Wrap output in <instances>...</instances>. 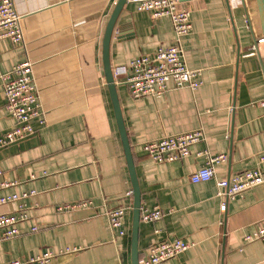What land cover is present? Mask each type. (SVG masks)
<instances>
[{"label":"crops","instance_id":"obj_1","mask_svg":"<svg viewBox=\"0 0 264 264\" xmlns=\"http://www.w3.org/2000/svg\"><path fill=\"white\" fill-rule=\"evenodd\" d=\"M12 2L23 43L0 40V75L29 61L44 120L42 126L32 121L33 135L0 149V170L16 183L0 196L28 195L0 208L15 214L23 204L27 214L18 236L0 242V264H25L45 253L53 254L49 264H131L133 196L126 194L132 185L101 61L116 0ZM178 7L190 16L181 48L188 69L199 72V86L168 83L159 98L134 99L123 75L117 85L140 210L163 212L154 223H139V264L151 244L168 239L190 247L160 264H264V238L244 240L264 221V184L228 200L216 195L214 181L190 182L207 155L226 157L214 166L221 180L254 169L264 153V0H182ZM173 40L169 18L154 19L126 4L111 38V67H125ZM14 125L0 78V136ZM195 130L204 141L182 160L155 163L141 149ZM83 201L89 204L59 210ZM117 207L124 208L122 237L106 216Z\"/></svg>","mask_w":264,"mask_h":264},{"label":"built area","instance_id":"obj_2","mask_svg":"<svg viewBox=\"0 0 264 264\" xmlns=\"http://www.w3.org/2000/svg\"><path fill=\"white\" fill-rule=\"evenodd\" d=\"M180 0H127V4L134 5L139 12L150 14L154 19L169 18L174 40L166 48H158L152 55L140 56L132 60L127 66L113 69L115 83L119 84L120 75L124 76L122 83L132 98L161 97L168 89V83L173 88H187L195 90L199 86L197 79L199 72L191 71L185 64L181 48V38L191 32L190 16L186 10L178 7ZM21 18L17 14L12 0L0 1V40H8L15 46L23 43L19 22ZM5 99V109L8 115L15 121V125L9 131L0 136V149L21 142L35 132L32 121L37 120L43 125V117L39 109L38 95L32 79V70L29 61L15 66L12 72L0 75ZM264 107V99L260 101ZM204 141L202 130H195L181 135L163 137L158 140L148 141L141 145L145 155L155 163H171L182 160L189 155L192 145ZM224 155H207L205 164L190 176L193 184L214 181L217 187L216 195L234 199L245 191L264 184V153L257 156V164L254 169L242 171L227 179H217L214 166L224 162ZM15 182L4 178L0 170V192L10 189ZM27 194H10L0 196V208L10 203L21 202L27 198ZM126 196L131 197V193ZM86 201L77 203L74 207H59V210L85 207ZM225 203L220 205V211L225 212ZM107 219L111 229L119 236L124 232V208L117 207L107 211ZM163 212L158 208L152 210L141 209L140 221L154 223L160 220ZM27 219L23 204L18 206L15 214H6L0 210V242L13 239L18 236L17 225ZM36 231V228L32 229ZM264 238V221L257 224L254 233L245 237V241ZM190 247L189 243L180 239L160 240L150 245L148 255L141 264H160L177 257ZM53 254L45 253L26 260L25 264H49ZM7 264H21L18 261Z\"/></svg>","mask_w":264,"mask_h":264},{"label":"water","instance_id":"obj_3","mask_svg":"<svg viewBox=\"0 0 264 264\" xmlns=\"http://www.w3.org/2000/svg\"><path fill=\"white\" fill-rule=\"evenodd\" d=\"M126 4H127V0H116L115 2V5L109 16L102 37L101 61H102L104 80L109 93L117 129L121 139L123 152L126 159L131 185H132L133 210H132V227H131V264H139L138 230L140 223L141 193L133 164L130 143L127 137V133L121 113L119 98L117 94V84L115 83L113 78V69L111 67V62H110V43H111L112 34L117 19ZM263 17L264 16H262V18ZM262 25L264 28V21H262Z\"/></svg>","mask_w":264,"mask_h":264}]
</instances>
